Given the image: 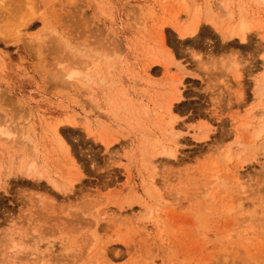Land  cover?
<instances>
[{
    "label": "rangeland",
    "instance_id": "1",
    "mask_svg": "<svg viewBox=\"0 0 264 264\" xmlns=\"http://www.w3.org/2000/svg\"><path fill=\"white\" fill-rule=\"evenodd\" d=\"M261 1L0 0V264H264Z\"/></svg>",
    "mask_w": 264,
    "mask_h": 264
},
{
    "label": "bare ground",
    "instance_id": "2",
    "mask_svg": "<svg viewBox=\"0 0 264 264\" xmlns=\"http://www.w3.org/2000/svg\"><path fill=\"white\" fill-rule=\"evenodd\" d=\"M263 1V0H262ZM261 1V2H262ZM263 3H264V1H263ZM248 27V25H246V23H244L243 21H240L235 27H234V29L232 30V29H229V31L230 30H232V31H228L229 33H233V35H235V36H237L238 38H239V40L240 41H244L245 40V35H246V30L248 29L247 28ZM191 30H188V31H184L183 33H182V31H180V32H178L179 33V35L180 36H185V35H187V34H189V36L190 35H192V34H194V32L196 31V29H195V27H193V28H190ZM188 32V33H187ZM231 33V34H232ZM226 35V34H225ZM69 77L71 78V77H74L72 74H70L69 75ZM169 104H170V102H168ZM169 107V108H168ZM168 111L169 112H171V108L170 107H172L171 105H168ZM168 127L169 126H171V125H167ZM21 128V127H20ZM171 129L170 130H173V128L172 127H170ZM21 130V129H20ZM57 130V129H56ZM55 131V130H54ZM165 131V130H164ZM0 133H4V132H2V131H0ZM5 134H7V135H9V133H5ZM55 135L58 137V132L57 131H55ZM172 136H174V135H172ZM169 151H171V149L169 150ZM168 151V152H169ZM68 152V151H67ZM167 152V151H166ZM172 152V151H171ZM163 154V153H162ZM164 154H167V153H164ZM173 155V152H172V154L169 152L167 155ZM33 162V161H32ZM26 163L25 164V166H24V169H23V172L25 173L24 175L25 176H28V177H33L32 175H39V173H37V169H36V166H35V164L36 163ZM30 174V175H29Z\"/></svg>",
    "mask_w": 264,
    "mask_h": 264
}]
</instances>
